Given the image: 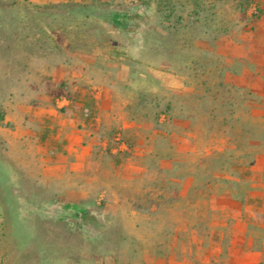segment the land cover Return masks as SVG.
Here are the masks:
<instances>
[{
    "label": "rangeland",
    "instance_id": "374dc122",
    "mask_svg": "<svg viewBox=\"0 0 264 264\" xmlns=\"http://www.w3.org/2000/svg\"><path fill=\"white\" fill-rule=\"evenodd\" d=\"M77 3L94 8L90 24L78 25L71 6ZM259 23H264V0H0V109L5 114L16 111L17 89L30 105L39 104L41 89L50 91L55 101L72 98L69 80H46V88L40 87L44 77L30 71L40 73V65L28 64L26 54L42 50L66 55L55 47L56 41L68 47L63 32L49 27H95L87 34V44L77 49L99 50L101 65L124 62L134 73L128 90L135 101L141 98V104H131L133 113L145 114L140 121L151 124L140 129L148 138L141 141L120 129L112 132L107 148L99 144L97 162H86L88 174L68 177L58 159L46 161L51 172L45 174L44 161L36 160L37 171L29 175L28 159L17 157L18 145L7 141L16 129L14 122L0 121V264H141L145 254L157 248L202 249L208 241L206 230L218 231L213 224L207 229L203 218L225 213L187 208V198L175 196L178 184L172 176L181 178L195 170L202 183L203 168L210 169L215 181L219 172H233L236 137L229 135V146L219 140L223 129L212 128L216 134L211 150L230 151V158L203 156L206 142L201 133L191 149L184 146L177 152L178 145L170 140L171 91L161 88L154 75H184L200 93L210 95L200 108L209 106L212 117L220 119L228 114L226 95L236 87L226 72H255L250 56L264 53V27ZM68 34L73 41L82 36ZM119 74L125 78L123 71ZM30 92L37 94L26 100ZM155 128L167 134L155 135ZM143 166L145 172L139 170ZM200 197L201 192H195V198Z\"/></svg>",
    "mask_w": 264,
    "mask_h": 264
},
{
    "label": "crops",
    "instance_id": "0c3cea01",
    "mask_svg": "<svg viewBox=\"0 0 264 264\" xmlns=\"http://www.w3.org/2000/svg\"><path fill=\"white\" fill-rule=\"evenodd\" d=\"M258 27H264V23H259ZM40 51L38 55L26 54L28 64L40 65V73L30 70L31 75L39 79L44 77L40 87L45 85V88L46 80L60 83L69 80L72 98L63 96L55 101L50 91L41 89L38 94L27 93L26 100L36 94L40 99L39 104L30 105L24 103L19 89L16 90V111L12 115L5 114L4 118V121L6 118L12 120L16 128L7 141L18 145L17 157L28 159L29 175L37 171L36 160L44 161L41 167L44 174L50 173L51 165L46 161L51 159L61 161L60 168L65 176L87 175L86 162H97L99 144L107 148L112 134L119 129L131 140L148 139L143 138L140 129L151 124L140 121L142 114L133 113L131 104H141V98L138 96L135 101L128 90L127 84L134 73L123 61L108 60L101 65L96 55L99 50L82 53L77 48L63 47L61 51L66 55ZM250 62L256 65L255 72H226V79L234 80L236 87L232 95H226L228 114L220 119L212 117L209 106L200 108L209 103L210 95L200 93L184 75L173 72L154 75L161 88L171 91L167 101L172 116L170 140L178 145L177 152L185 147L191 149L201 133L206 142L203 156L210 158L219 154L230 158V151L211 150L215 141L213 134H216L213 129L222 128L223 132L218 133L223 143L232 146L229 135L236 137L233 144L236 162L233 172L218 173V181L212 179L210 169L206 168H203L202 183H198L195 170L181 178L178 174L172 176L178 184L175 196L186 197L187 208L217 209L225 214L208 221L203 218L207 229L213 224L218 231L206 230L208 241L202 249L191 246L157 248L153 253H146L141 264H264V53L256 51V55L250 56ZM114 67L118 68L117 72ZM121 71L125 78L120 76ZM179 129L184 135H180ZM153 134L164 136L167 132L155 128ZM151 156L160 158L157 153ZM139 170L145 172L146 169L143 166ZM159 171L156 170V174ZM109 172L107 170L106 174ZM89 174L97 175V172ZM197 191L201 192V199L195 198Z\"/></svg>",
    "mask_w": 264,
    "mask_h": 264
},
{
    "label": "trees",
    "instance_id": "16d2710c",
    "mask_svg": "<svg viewBox=\"0 0 264 264\" xmlns=\"http://www.w3.org/2000/svg\"><path fill=\"white\" fill-rule=\"evenodd\" d=\"M69 7V5H67ZM73 9H75V11H72L75 12V17H77L76 19L79 20L77 23L78 25L84 23V24H90L91 23V17H92V12L91 10H94V8L89 5V4H80V3H77V4H74V5H71ZM71 9V8H70ZM79 12H82V17H79L77 16ZM96 12L94 11V14ZM115 18H119V17H123L125 18V15L122 14V13H114L113 15ZM80 23V24H79ZM51 30H53L54 32L58 31V32H63L62 34L64 35V37L66 38L67 42H66V45L68 47H65V48H69L72 46V48H79L80 46H83V44H87L88 40L90 37H88V32L91 31V29L95 28V27H49ZM100 29V28H99ZM70 32H73L76 34V36H80L82 35L80 38L76 39V40H72V38L69 36L68 33ZM51 36V35H49ZM49 38H52V37H49ZM83 40L85 42H82V43H79L78 40ZM56 45L55 47L58 48V49H62L63 48V45L60 43V42H57L56 41ZM5 118V112L4 110L0 109V121H3Z\"/></svg>",
    "mask_w": 264,
    "mask_h": 264
}]
</instances>
